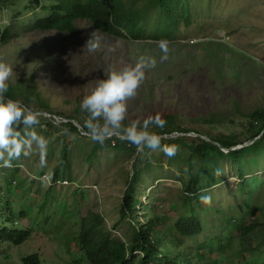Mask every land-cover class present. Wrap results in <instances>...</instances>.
I'll return each instance as SVG.
<instances>
[{"label":"rangeland","instance_id":"374dc122","mask_svg":"<svg viewBox=\"0 0 264 264\" xmlns=\"http://www.w3.org/2000/svg\"><path fill=\"white\" fill-rule=\"evenodd\" d=\"M24 3L0 8V25L9 26L14 23V16L20 19L32 18L33 14L29 12L16 15L25 8ZM189 3L191 24L186 26L181 22L177 36L169 43L168 59L165 61H161L164 53L151 39H115L102 34L89 22L79 21V32L76 35L57 31H26L1 45L0 59L13 68L8 82L36 81L38 91L51 109V113L44 112L36 103H32V108L39 109V116L59 123L67 121L65 117L68 115H75L78 120L85 122L87 116H79L77 112L81 109V101L91 94L100 79L106 78V71L118 70L126 64L134 65L142 56L152 57L156 60V66L146 69L145 80L137 95L128 101V115L124 125L134 120L142 123L149 116L159 115L165 122L164 126H167L172 117L175 125L198 130L212 138L238 139L245 143L239 144L237 149L249 145L248 138L251 133L255 134V131L248 130L249 115L255 109H264V0H189ZM94 33L99 46L95 52H89L85 47ZM63 113L64 116H59ZM203 120L213 122L204 123ZM157 128L153 125L150 130ZM54 136L56 139L52 143V154L44 160L43 165L35 146L31 155L20 156L22 161L19 173L27 178L24 191L20 192L22 201H29L27 190L34 193V185L39 187L31 202L35 213L39 212L47 191L53 185L50 177L37 173L42 171V167H47L50 173L61 153L60 132H55ZM179 136L197 135L191 131L165 138ZM66 143L71 148L74 180L65 178L68 182L62 185L67 188L56 187L60 193L56 199L72 200V194L77 190L80 216H85L90 210L102 213L112 235L129 241V219L123 220L120 210L133 158L121 152L104 150L98 153L93 163H89L84 159L87 152L83 150V143L76 136L69 135ZM154 153L156 158L150 161L154 170L141 182L140 193H143V198L140 201L146 204L161 198L164 212L170 210L168 213H177L182 200V184L178 176L185 177L186 160L190 152L186 147L182 151L178 150L177 160L170 159L160 151ZM262 157L264 152L258 157V162L244 164L248 167L244 180L248 185L249 182L264 183ZM220 164L224 179L206 190L213 198H210V203L203 202V205L219 204L221 206L215 209H226L230 214H237L244 209L242 203L247 198L240 196L237 190L240 178L231 162L220 161ZM0 182L4 183L2 179ZM251 192H262L264 204V186ZM13 209L16 213L20 212L17 207ZM138 209L141 206L137 207L141 221L142 213ZM47 211L55 213L54 208ZM71 214L68 212L67 217H71ZM67 217L63 215L53 218L49 225L38 218V228L31 239L19 246H8L0 257V264H22V257L35 252L42 256V264H90L82 258L81 252H68V249L76 251L77 248L69 241L67 228L70 229L71 224H67ZM206 219L216 221L212 216ZM61 220H65L66 224H61ZM24 223L27 225L30 222L27 220ZM79 225L74 224L76 231ZM214 227L217 231L221 229L219 225ZM202 237L199 236L198 241ZM237 257L236 254L233 256L235 264H245L240 263Z\"/></svg>","mask_w":264,"mask_h":264},{"label":"trees","instance_id":"16d2710c","mask_svg":"<svg viewBox=\"0 0 264 264\" xmlns=\"http://www.w3.org/2000/svg\"><path fill=\"white\" fill-rule=\"evenodd\" d=\"M23 2L25 8L16 15L29 12L33 17L20 19L14 16V23L9 26L0 25V46L26 31H57L76 35L79 32V21L89 22L102 34L115 39H151L154 42L166 39L171 42L177 36L181 22L189 26L192 20L189 0H0V8ZM5 98L19 100L30 108L32 103H36L39 109L51 113L49 104L38 91L37 83L33 79L17 81L15 84L8 82ZM77 112L79 116L84 114L88 118V114L81 109ZM59 116H64V113ZM65 118L67 122L55 123L53 119L39 116L40 123L34 128L38 135L49 141L44 160L52 154L55 132H60L62 140L61 153L56 158L51 172L47 171V167H42V171L37 173L50 177L53 182L38 213H35L34 205H31L35 191L39 189L38 185H34V193L26 191L29 201L24 202L21 199L23 197H20L27 180L19 173L22 159L13 160L12 167H0V179L4 181L0 182V257L8 246H19L31 239L38 228V218L48 224L53 218L63 215L67 217L69 212L73 213L71 217H67V224H71V228H67L69 241L78 251L68 249V252H81L82 258L90 264H235V254L240 263L264 264V204L261 199L263 193L251 192L262 188L264 183L249 182L248 185L244 181L245 170L248 169L244 164L258 162V157L264 152V109H255L249 115L248 130L255 131V134L251 133L248 138L249 145L239 149L236 147L245 143L238 139L212 138L198 130L175 125L172 117L169 118L167 126L151 130L163 137L162 144L178 145L181 151L186 147L190 152L187 160L184 159L187 173L185 177L178 176L182 184V200L177 213H168L170 210L164 212L161 198L146 204L140 201V198H143V193H140L141 182L154 170L150 161L156 158L155 151L146 148L143 153H138L134 144L117 137L100 144L91 139L84 122L78 120L75 115ZM72 120L77 121L80 128ZM199 121L202 122V119ZM191 131L197 136L165 138L175 133L185 134ZM71 134L83 143V150L87 152L84 159L89 163H93L98 158V153L104 150L121 152L133 158L120 210L121 218L129 219V241L112 235L111 230L107 229L102 213L90 210L85 216H80L76 189L72 200H57L60 193L56 190L67 188L62 185L68 182L65 178L74 180L71 148L66 143V138ZM170 159L177 160V155ZM227 160L238 172L240 184L237 190L240 196L247 198L242 203L244 209L237 214H230L226 209H215L221 206L219 204L204 206L202 201V197L213 198L206 190L224 179L220 161ZM138 206H141L138 210L142 213L143 221L139 220ZM14 207L20 212L16 213ZM50 208H54L55 213H49L47 210ZM71 209L74 211H70ZM210 216L216 221L206 219ZM218 216L219 219H216ZM27 220L30 223L26 225L24 222ZM60 223L65 225L66 221L61 220ZM75 223L80 224L77 231L74 228ZM215 225H219L221 229L214 230ZM208 226L211 227L207 228ZM201 235L203 237L198 241ZM21 262L42 264L43 260L42 256L35 252L22 257Z\"/></svg>","mask_w":264,"mask_h":264},{"label":"clouds","instance_id":"9594fccd","mask_svg":"<svg viewBox=\"0 0 264 264\" xmlns=\"http://www.w3.org/2000/svg\"><path fill=\"white\" fill-rule=\"evenodd\" d=\"M155 43L164 53L161 61L167 60L170 42L160 39ZM98 46L94 33L85 49L95 52ZM155 66V58L142 56L134 65L126 64L118 70L106 71V78L100 79L91 94L83 98L81 111L88 114L84 126L93 141L103 144L106 140L117 137L134 144L138 153H143L147 148L153 152L160 150L168 157L177 154L178 145L162 144L163 137L150 130L153 125H165L159 115L149 116L142 123L134 120L124 126L128 115V101L137 95L145 80L146 69ZM12 73L11 65L0 59V167H12L13 160H18L21 155H31L34 146L43 165L49 141L34 130L40 123L39 112L19 100L5 98ZM202 201L210 203V197H202Z\"/></svg>","mask_w":264,"mask_h":264},{"label":"water","instance_id":"95a60500","mask_svg":"<svg viewBox=\"0 0 264 264\" xmlns=\"http://www.w3.org/2000/svg\"><path fill=\"white\" fill-rule=\"evenodd\" d=\"M46 114V113H45ZM47 115V114H46ZM48 116V115H47ZM73 121V120H72ZM73 123L78 127V128H80V125L78 124V123H76V122H74L73 121Z\"/></svg>","mask_w":264,"mask_h":264}]
</instances>
